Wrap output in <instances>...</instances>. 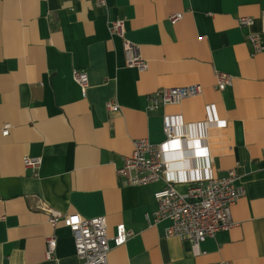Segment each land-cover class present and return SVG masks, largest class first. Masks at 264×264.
I'll list each match as a JSON object with an SVG mask.
<instances>
[{
  "label": "crops",
  "instance_id": "1",
  "mask_svg": "<svg viewBox=\"0 0 264 264\" xmlns=\"http://www.w3.org/2000/svg\"><path fill=\"white\" fill-rule=\"evenodd\" d=\"M181 12L172 24L169 16ZM253 19L240 27L237 19ZM147 62L125 65L109 20ZM248 32L260 33L253 53ZM88 75L86 94L72 70ZM232 76L216 90L215 73ZM199 84L202 93L177 105L145 110L161 87ZM115 102L118 110L106 108ZM167 120L185 141L170 147L175 188L234 169L243 194L231 207L235 225L193 251L153 223V193L165 180L131 185L116 175L132 141L165 139ZM0 264H79L71 231L51 227L47 208L83 218L103 216L108 264H264V0H0ZM40 157L37 176L24 157ZM131 235L113 244L117 227ZM54 237L52 263L45 241Z\"/></svg>",
  "mask_w": 264,
  "mask_h": 264
},
{
  "label": "built area",
  "instance_id": "2",
  "mask_svg": "<svg viewBox=\"0 0 264 264\" xmlns=\"http://www.w3.org/2000/svg\"><path fill=\"white\" fill-rule=\"evenodd\" d=\"M98 6H105V0H95ZM181 12L169 16V21L174 24L182 18ZM240 27H250L253 19L240 16L237 19ZM108 33L112 37H119L122 41V51L125 65L135 68L139 72L147 69V62L140 54L139 46L126 37L124 20L120 18L109 20ZM246 41L253 53L262 49L260 33L248 32ZM72 79L79 86L82 96L88 87V75L84 70L73 69ZM232 76L225 72L215 73V89L222 91L232 84ZM202 93L199 84H189L181 87H161L148 96L145 110L155 111L166 105H177L184 99L198 96ZM108 110H118L115 102L106 103ZM11 125L5 123L0 128L2 136H7ZM165 139L161 143H151L146 138H137L132 141L131 154L123 158L122 165L116 169V175L126 178L131 185H145L165 180L164 186L153 193L157 208L154 212L153 223L167 220L165 228L166 237H177L188 241L193 251L207 237H212L219 230H226L235 225L231 217V207L243 194V189L236 186V172L231 169L222 177H207L194 181L185 193H180L175 188V179L167 177L170 170L168 159L169 148L173 147L180 138L173 126L167 121L163 122ZM23 165L31 171L32 176H37L41 165L40 157L26 156ZM47 222L51 227L59 223L65 225L72 233L75 255L79 264H108V254L111 250L110 239L107 236L106 221L103 216L83 218L78 214L64 215L53 208H47ZM131 235L123 226L117 227L116 235L112 241L115 246L121 245ZM54 237L46 238L44 257L47 261L54 262ZM56 264V263H53ZM228 264V263H224Z\"/></svg>",
  "mask_w": 264,
  "mask_h": 264
}]
</instances>
